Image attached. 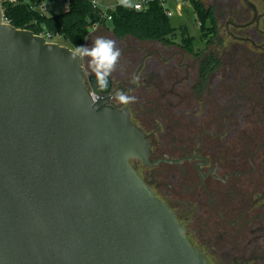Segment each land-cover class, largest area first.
I'll return each instance as SVG.
<instances>
[{
    "label": "water",
    "instance_id": "95a60500",
    "mask_svg": "<svg viewBox=\"0 0 264 264\" xmlns=\"http://www.w3.org/2000/svg\"><path fill=\"white\" fill-rule=\"evenodd\" d=\"M72 50L0 7V264H208L131 165H152L148 139Z\"/></svg>",
    "mask_w": 264,
    "mask_h": 264
},
{
    "label": "flooded vegetation",
    "instance_id": "af4514ba",
    "mask_svg": "<svg viewBox=\"0 0 264 264\" xmlns=\"http://www.w3.org/2000/svg\"><path fill=\"white\" fill-rule=\"evenodd\" d=\"M248 1L209 0L202 51L117 41L99 93L148 139L152 165H131L208 264H264V0ZM117 91L137 102L116 104Z\"/></svg>",
    "mask_w": 264,
    "mask_h": 264
},
{
    "label": "trees",
    "instance_id": "16d2710c",
    "mask_svg": "<svg viewBox=\"0 0 264 264\" xmlns=\"http://www.w3.org/2000/svg\"><path fill=\"white\" fill-rule=\"evenodd\" d=\"M30 1L41 2V0ZM194 6L202 30L216 25L212 10H208L198 1L194 2ZM30 7L31 5L25 3L24 0H18V3L9 1L2 3L8 23L19 29L31 30L37 35L59 36L70 45L71 49L77 46H86L91 24H100L110 28L115 39L119 42L131 36L141 42L164 44L172 43L180 38L188 48L193 45V37L190 36L188 28L186 26L175 28L158 1L150 2L144 11H136L118 5L115 9L107 12L111 20L104 18L103 11L95 7L90 0H72L68 10L50 17L42 16ZM83 65L86 63L83 62ZM86 69H88L87 65ZM92 78H94L93 74L90 75V79ZM110 85L111 82H109Z\"/></svg>",
    "mask_w": 264,
    "mask_h": 264
},
{
    "label": "clouds",
    "instance_id": "9594fccd",
    "mask_svg": "<svg viewBox=\"0 0 264 264\" xmlns=\"http://www.w3.org/2000/svg\"><path fill=\"white\" fill-rule=\"evenodd\" d=\"M119 4L125 8L133 7L132 0H119ZM70 53V60H78L79 64L81 62L86 63L89 72L95 77L97 93L107 91L110 77L117 71L122 55V50L117 46L116 41L98 36L91 47L77 46ZM99 99L100 96L96 94L94 96L95 102ZM112 99L120 106H129L137 102L135 95H129L123 91L115 92Z\"/></svg>",
    "mask_w": 264,
    "mask_h": 264
},
{
    "label": "rangeland",
    "instance_id": "374dc122",
    "mask_svg": "<svg viewBox=\"0 0 264 264\" xmlns=\"http://www.w3.org/2000/svg\"><path fill=\"white\" fill-rule=\"evenodd\" d=\"M25 1V0H24ZM198 1L199 3H202L205 7H209V0H195ZM193 1V9L191 7L186 6L183 10V14L182 16H178L177 13L174 14L173 17H171V23L175 28H180L181 26H186L188 28L189 34L190 36L193 37V45H192V50H196V51H202L205 48V43L203 41V36L206 35V32L209 30L201 28L200 26V21L197 19V13L195 12V6H194V2ZM135 2V0H132V3ZM119 3V0H101L100 2V7L103 10H106L107 8L109 9H114ZM174 2H172L171 0H168V6L174 11H175V7L173 5ZM64 7L62 4H59L57 2H52L49 5L48 11L46 12V16H54L56 14H59L61 12H64ZM208 26V25H207ZM206 26V27H207ZM108 27H110V25L108 24ZM98 36H104L110 39H113L117 42V40L115 39L114 34L112 33V31L110 30V28H106L104 26L99 25L97 27L96 30H93L90 28V35L88 37L86 46L87 47H91L93 41L96 39V37ZM57 42L59 44H62L64 46H68L70 47V45L64 41L62 38H60L59 40H57ZM181 42L180 38L176 39V43L179 44ZM121 43L123 44V46L126 48L128 46H135L136 44L142 43L141 41H139L138 39H135L131 36H128L124 39L121 40ZM154 47V46H152ZM85 66V70L88 76V85L91 89V91L94 94H98L97 93V88H96V81H95V77L90 79V72L88 71V69H86V65Z\"/></svg>",
    "mask_w": 264,
    "mask_h": 264
},
{
    "label": "built area",
    "instance_id": "2783aa9c",
    "mask_svg": "<svg viewBox=\"0 0 264 264\" xmlns=\"http://www.w3.org/2000/svg\"><path fill=\"white\" fill-rule=\"evenodd\" d=\"M6 1H9L11 3H18V0H2V1H0V7L1 8H2V3L6 2ZM153 1H158L160 3V5L164 8L165 14L171 19V17H173L175 13H177L179 17L182 16L183 10H184V8L186 6L191 7L193 9V1H195V0H171L172 2H174L173 5L175 7V11L176 12H174L168 6V0H135V2L132 3L133 7H130V9H133V10H136V11H144L145 9L148 8L150 2H153ZM24 2L25 3H29L31 5L30 8L33 11H37L40 15L46 16V12L48 11L49 5L52 2H57L59 4H62L64 9L68 10L70 8V6H71L72 0H41V2H39V3H33L30 0H25ZM90 2L95 7H98V8H100L103 11V13H104L103 17L104 18H107L108 20H111V17L107 15V12L110 11V10H113V9L107 8L106 10H103L100 7L101 0H90ZM118 5H120V4L118 3ZM137 5L139 7H136ZM99 25L100 24H91V29L96 30ZM200 26H201V23H200ZM41 35L44 36L48 42L56 43V44H59L57 42V40H59L61 38L59 36H52L51 34H41ZM60 45H62V44H60Z\"/></svg>",
    "mask_w": 264,
    "mask_h": 264
}]
</instances>
